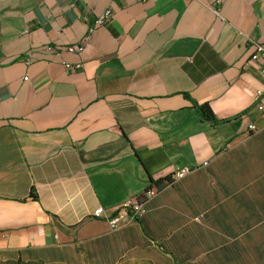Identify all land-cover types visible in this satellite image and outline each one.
Masks as SVG:
<instances>
[{"label":"crops","instance_id":"1","mask_svg":"<svg viewBox=\"0 0 264 264\" xmlns=\"http://www.w3.org/2000/svg\"><path fill=\"white\" fill-rule=\"evenodd\" d=\"M249 40L264 0H0V259L264 264ZM145 190L140 219L93 217Z\"/></svg>","mask_w":264,"mask_h":264},{"label":"built area","instance_id":"2","mask_svg":"<svg viewBox=\"0 0 264 264\" xmlns=\"http://www.w3.org/2000/svg\"><path fill=\"white\" fill-rule=\"evenodd\" d=\"M110 16V11L106 10L103 14L98 16L94 23L93 27L101 26ZM253 45L254 51L251 55L252 61L260 60L262 61V65L260 67V72L262 75H264V46L250 41ZM81 47H78L75 51H80ZM68 51L73 52V48H69ZM81 65H71V64H65V68L70 71H76L80 69ZM262 92L258 91L257 96H261ZM255 113L259 117L264 118V101H258L255 104L254 107ZM249 130H255V126L253 124L248 125ZM206 165V164H204ZM190 172V168L187 166H184L178 170H175L173 174L171 175V179L173 181H177L185 177ZM152 190H145L141 194L133 195V196H127L124 198L113 210L112 215H105V210L101 207H98L93 212V217L95 218H104L109 226V229L111 231H116L120 225L124 222H126L129 219L137 220L140 219L144 213H145V203L149 196H151Z\"/></svg>","mask_w":264,"mask_h":264},{"label":"trees","instance_id":"3","mask_svg":"<svg viewBox=\"0 0 264 264\" xmlns=\"http://www.w3.org/2000/svg\"><path fill=\"white\" fill-rule=\"evenodd\" d=\"M196 110H197L199 117L202 120L208 121V122H213V123L216 122V120L213 118V116L210 112V109L208 108L207 105H200V106L196 105Z\"/></svg>","mask_w":264,"mask_h":264},{"label":"rangeland","instance_id":"4","mask_svg":"<svg viewBox=\"0 0 264 264\" xmlns=\"http://www.w3.org/2000/svg\"><path fill=\"white\" fill-rule=\"evenodd\" d=\"M0 264H44L39 261H26L21 259H0Z\"/></svg>","mask_w":264,"mask_h":264}]
</instances>
